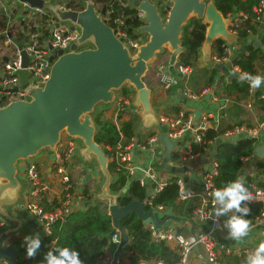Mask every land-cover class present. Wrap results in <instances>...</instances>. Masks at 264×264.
Returning <instances> with one entry per match:
<instances>
[{"label": "water", "instance_id": "obj_1", "mask_svg": "<svg viewBox=\"0 0 264 264\" xmlns=\"http://www.w3.org/2000/svg\"><path fill=\"white\" fill-rule=\"evenodd\" d=\"M20 1L49 11L57 20L68 23L77 35L65 49L57 51V57L49 69V76L43 83L38 85L29 83L26 73L22 72L21 86L25 93L24 98L0 107V216L15 222L17 228L21 226V221L10 216L4 207L15 202L21 187L22 182L16 177V163L18 160L28 162L31 157L42 151H46L52 159L51 152L63 132L78 142L75 152L80 159L87 164L92 162L94 168L101 174L102 184L93 200L106 202L112 228L118 231L120 243L125 245L127 234L120 220L127 214L134 213L142 223L149 221L155 225L159 223L151 211L144 210L141 201L133 200L120 206L116 203L118 194L109 192L108 186L112 178L107 171V158L102 147L94 141L95 107L114 101L115 93L127 84L134 94L131 105L139 107L142 124L149 126L158 123L150 106L149 90L145 87L142 76L147 65L164 49H168L170 54L168 63L162 71L174 72L177 55L182 50L181 29L191 17L199 18L206 24L200 46L204 52V60L208 58L209 45L213 40L222 38L228 42L241 41L237 35L227 30V19L216 9L213 0H168L169 3L162 7L166 12L163 18L156 10L157 0L153 3L147 0L141 2L129 0L133 7L143 12L144 21L143 25L132 29L133 32L145 36L133 53L124 42L114 36L110 26L101 18L102 11L97 13L92 7L91 0H82L83 8L80 11L69 10L67 6L60 8L54 0ZM246 42H251L256 47L260 45L259 38L252 41L248 38ZM49 59L52 60V57ZM22 63L25 64L23 52ZM213 67L220 71L224 65L218 63ZM241 76L243 74L239 72L228 71L223 80L227 84L233 79L240 80ZM207 97L205 96V99ZM199 113L198 110L195 112V120L198 119ZM260 134L261 132L258 135ZM157 138L164 147V156L168 157L175 142L168 139L164 132L158 133ZM236 139V135L230 138L231 141ZM252 155L257 157L264 155V140L254 148ZM161 167L171 172H183L182 167L168 165L165 162H161ZM87 171L85 179L89 178L91 168ZM188 179L199 184V180L193 174L188 175ZM127 186L125 184L120 193H124ZM148 196L147 187L145 197ZM166 215H170L169 210H166ZM169 221L168 218L165 225ZM25 223L35 224L31 219ZM16 229L0 226V259L6 260L9 264H15L17 250L11 244L5 246L2 244L7 233Z\"/></svg>", "mask_w": 264, "mask_h": 264}, {"label": "built area", "instance_id": "obj_2", "mask_svg": "<svg viewBox=\"0 0 264 264\" xmlns=\"http://www.w3.org/2000/svg\"><path fill=\"white\" fill-rule=\"evenodd\" d=\"M43 2L47 0H42ZM141 2L143 0H137ZM153 3L155 0H147ZM60 8H67L72 11H80L83 8L82 0H54ZM93 9L101 14L102 20L110 26L114 36L124 42L131 53H133L140 42L139 35L132 29L144 24L142 20L143 12L137 7H133L129 0H91ZM168 0H157L156 10L160 12L163 18L166 12L163 5L168 4ZM255 14L254 19L260 21L264 16V0H257L252 7ZM227 19L226 28L231 33L237 34V27L247 15L243 12H233L225 17ZM128 21H134L130 24ZM262 33L264 34V22H262ZM76 31L66 22L57 20L49 11L42 7L30 6L28 3L20 0H0V107L25 96L21 86L22 72L26 73L29 83L38 85L43 83L49 76V69L52 61L57 57V51L63 50L67 45L75 39ZM144 36V35H143ZM219 46L222 48L220 56L215 52L211 55L213 63H227L230 58L234 57L238 48L233 45H227L221 41ZM216 48V45H215ZM214 48V51H215ZM22 52L25 55V64L22 63ZM52 57V60L49 58ZM262 74L264 76V63ZM229 71H236L243 75L254 74L240 72L236 66L230 65ZM192 71L190 66L174 65V73L163 72L158 69V83L163 88L175 85L178 81L188 78ZM182 94L186 98L195 99L202 94H210L208 88H204L199 94L182 88ZM213 99H217L212 94ZM247 106L249 105L246 103ZM134 107L131 105V95L128 97L123 94L118 95L114 100V113L127 112L132 113ZM159 120L166 125L164 133L168 139L176 141L183 133L191 132L192 140L200 141L201 131L209 127L207 116H203L196 124L189 115L179 111L173 117L160 116ZM258 129L246 128L243 125H235L221 134L222 140H230L233 135L251 136L258 135ZM158 141L157 136L148 137L145 144L142 145L154 159H158L154 144ZM131 138L129 142L117 149L113 154L114 160L120 164L126 173L132 176L135 167L132 164L129 149L132 146ZM77 142L73 137H69L63 132L60 139L52 150L53 159L49 160L48 168L55 176L60 184L58 207L45 210L41 203V197L47 186L41 178L42 160H48L49 154L46 151L39 152L33 156L21 169V177L26 182L25 197L22 204L15 207L24 215H28L39 227L38 233L44 236L50 231L49 225L56 220L62 219L65 215L72 211L82 210L86 206V202L81 193V189L72 187V179L69 173V164L71 157L76 153ZM247 157L242 159L246 161ZM194 160V154L188 147L186 154H179L176 163L181 165L182 162ZM167 164V162H165ZM171 162L170 165H176ZM215 162L212 160L211 168L204 171L200 177L197 188L187 185L182 177L177 173L175 176V184L178 190L179 199L185 200L197 197V205L191 211L192 221L202 227L197 231L193 240L188 241L182 234L176 232L170 224L162 225L160 222L155 225L151 221L143 223L149 231L150 238L153 241L165 243L167 246L175 249L178 260L172 264H225L219 259L221 253L235 254L237 257L246 258L247 254L254 248L248 246L235 247L233 240L221 241L218 238V229L222 224L223 216L218 219L212 214L215 209L214 201L211 193L216 188L212 186L211 177L215 174ZM176 173V172H175ZM261 176L264 178V171ZM140 185L153 183L152 189H149V196L145 204L149 205L148 209L155 216L156 213H163L160 206H151V193L157 192L164 185V181L157 179L153 168H146L141 171L138 177ZM249 191L253 195L252 202H259L262 205L260 214L255 217L251 223L253 226H264V187L250 186ZM157 217V216H156ZM221 235V234H220ZM200 245L203 249V259L196 261L193 255L195 246ZM124 245L120 243L119 233L116 229L109 235L105 250L101 252L96 260L98 264H170L161 260H137L128 259L122 248ZM128 250V249H127ZM129 252V250H128Z\"/></svg>", "mask_w": 264, "mask_h": 264}, {"label": "trees", "instance_id": "obj_3", "mask_svg": "<svg viewBox=\"0 0 264 264\" xmlns=\"http://www.w3.org/2000/svg\"><path fill=\"white\" fill-rule=\"evenodd\" d=\"M207 1V0H206ZM257 0H213L216 9L223 17L233 12H243L247 15L240 25L237 27V37L240 39V48L231 59V65L236 66L240 72L258 75L256 71V63H264V34L262 33V22L255 20V14L252 7ZM135 24L134 21H128ZM206 24L201 19L191 17L183 25L180 35V45L182 50L177 55L175 65H185L192 68L189 77V88L195 94H199L204 88L213 85H220L226 94L234 93L238 99L249 97V109H240V118L229 125H212L198 131L200 141L197 143L192 139L189 140V147L193 154H203L209 144L220 137L221 134L235 126L243 125L246 128L258 129V124H264V84L258 89L249 91L250 83L247 80L233 79L225 84L223 75L211 65L197 68L196 58L198 50L204 38V30ZM257 36L260 39L259 46H253L246 39ZM215 53L220 56L222 48L219 46L221 40L216 39ZM230 69V67H229ZM228 69V71H229ZM227 71L225 72V74ZM172 74H175L174 72ZM224 74V75H225ZM181 81L166 89L175 90L182 89ZM120 93L128 97L133 93L132 89L121 87ZM236 98V99H237ZM174 115L179 112L177 107L174 108ZM126 112H123V114ZM121 112L116 114L115 121L111 118L104 117L102 112L94 114V122L96 131L94 141L102 147L103 153L107 158V171L112 180L109 183L108 190L110 193L118 194L116 203L118 205H126L133 200L145 202V188L152 189L153 183L140 185L138 176H131L117 163L113 154L117 149L125 146L130 138L134 135L135 122L137 115L135 113H127V117L120 120L123 115ZM185 114V113H183ZM164 116V115H163ZM255 116V120L253 118ZM116 122V123H115ZM263 131V130H262ZM154 136V133L145 135L142 145L148 137ZM262 135L248 138V136L237 137L236 140H220L216 143L213 151V161L215 162V174L211 177L212 186L217 188L223 187L228 182L237 179L238 171L242 166V159L245 157H253L252 151L255 146L263 139ZM253 168L259 175L264 171V157L258 158L253 163ZM253 182V177L248 176L245 179L246 185ZM127 184L124 193L120 190ZM256 186L264 187V181H257ZM81 193L86 202V206L82 210H76L68 213L62 219L56 220L49 225L50 231L41 238V246L37 254L28 258L25 245L16 244L17 254L15 264H46L45 254L56 248L70 247L78 251L83 264L93 263L98 255L102 252L106 245L109 235L113 232L111 218L107 211V205L101 200H93L90 186L84 184L81 187ZM151 206H160L162 209H170L184 218L191 217L192 209L197 205L196 200L190 199L184 202L178 201V190L175 184V176L164 181V185L157 192L151 193ZM59 202L50 200L45 203L44 209L50 210L58 207ZM244 205L242 204V207ZM250 213L246 219L250 220L257 217L262 209L259 202H251L247 205ZM149 205L144 204V210H148ZM228 213L223 216L222 222L228 219ZM239 215V214H237ZM127 234L126 248L130 252L132 261L137 260H161L166 263H175L178 255L175 249L167 246L163 242L153 241L150 238L149 231L145 228L141 220L137 219L134 213H129L120 220ZM225 228V226H224ZM227 231V229L225 228ZM219 259L225 264H245L244 257H237L235 254L221 253ZM0 264H9L0 260Z\"/></svg>", "mask_w": 264, "mask_h": 264}, {"label": "crops", "instance_id": "obj_4", "mask_svg": "<svg viewBox=\"0 0 264 264\" xmlns=\"http://www.w3.org/2000/svg\"><path fill=\"white\" fill-rule=\"evenodd\" d=\"M217 39L221 40L227 45H233L237 48H240V45H241L240 42L238 41L228 42L222 38H217ZM250 39L251 41L254 39H257V36H252ZM215 41L216 39L213 40L209 45V55H208L207 60H204V57H205L204 52L202 51L201 47L199 48L197 58H196V63H195L197 68H200L203 66H209V65L213 66L214 64H218V63H213L211 61V55L215 52L214 51V48L216 45ZM169 54H170V51L168 49H164L163 52L158 53L157 56L153 59V61L147 65V69L142 76V81L145 87L149 90L150 106L152 108V111L154 112V116L157 119L158 123H153V124H150L149 126H144L142 124V117L140 116L139 107L138 106L134 107V111L132 110V113H135L137 115V120L135 122L134 135L131 137V141L133 144L128 150L130 153L132 164L135 167V170L132 176L140 177L141 171H143L146 168H153L152 167L153 165H155V169L164 170L163 175H159L154 170L156 173L157 179L159 181H166L170 177L176 175L174 174L175 172L168 171L164 169L163 167H161V162H167V164L170 165L171 162L176 163L177 161V158L175 161L170 160L174 154H176L177 156L179 154H186V151L189 147V140L192 139L191 132L188 131V132L183 133L175 141L174 145L170 148L168 157L164 156V147L159 140L156 141V143L154 144L156 155L159 156L158 159H154L153 157H151V155L149 154V150H147L141 144L145 138L144 135L146 133L151 132V133H154V136L155 135L157 136L158 133L164 132L166 125L163 122H160L159 117L162 115L167 116V117L175 116L173 112L175 107H177L179 111H181L182 113H185V115L191 116L194 124H196L203 116H207L209 125L210 126L212 125L213 127L220 125V124L231 125L235 123L238 120V118L241 117L240 109H243V110L249 109V105L247 106L246 104V103L249 104V97L245 99H242V98L238 99L236 97L237 95L234 93L226 94L220 85L210 86L208 88L210 94H202L200 97H197L195 99L186 98L182 94V91H181L182 89L180 88L179 89L176 88L175 90H168V89L161 87L158 83V69L162 70L167 65ZM232 58H230L229 62L223 64L224 68L222 70L218 71L220 75L222 74L224 76L225 72L226 71L228 72L229 67H231L230 65H231ZM261 63L262 62H258V64L256 63V71L258 72L259 76H263V74L261 73L263 65ZM190 75L188 76L187 79L181 81L180 83L181 88H186L190 90L189 88ZM124 87L131 89L130 86L127 84L124 85ZM252 90L253 88L249 86V91L251 92ZM120 94L121 93L119 89L115 93V98ZM212 94L216 95L217 99L214 100L212 97ZM130 95H131V100H132L134 94L131 93ZM205 96H208V97L205 99ZM197 110L200 111V113H199L198 119L195 120L194 114ZM96 112H102L104 117L111 118L115 121L116 116L114 113V101L106 105H98L97 107H95L93 113L95 114ZM125 117H127V112L121 116L120 120L124 119ZM253 118L255 120V116H253ZM257 128L259 131L258 134L261 132L260 135H262L264 131V124L259 123ZM220 140H222L221 137H217L216 139H214L209 144V146L204 150L203 154H194V160L182 162L181 165H179V163H176V165H172V166H178V167L183 168V172L181 173V175L183 177H186V179L184 180L187 182V185L189 187L197 188L198 184H196L192 180H189L188 175L193 174L194 177L200 181V177L202 173L204 171H208V166H210L211 168V163L213 160V151H214L216 143H218ZM263 140H264V137L255 146V148L258 147ZM78 145L79 144L77 142V147ZM200 157H202V159H200ZM262 157H264V155ZM262 157H257L253 155V157H247L246 161L242 162V166L238 171L237 178L243 177L245 181L246 177L248 176L253 177V182L250 185H246L245 183L246 187L256 185L257 181H261V180L264 181V178L261 176V174L259 175L258 173H256L253 168L254 161ZM52 159L49 158L48 160H44V161L42 160V165L40 169L41 178L47 186L46 190L44 191L41 197V203L43 206L45 205V203H48L50 200H56L58 202V196L60 194L59 193L60 184L57 182L55 176L50 172V170L49 169L47 170L49 160H52ZM154 160L157 161L155 164H154ZM26 163L27 162L25 160L17 161L16 177H18V179L21 180L22 182L21 187L18 191L17 199L15 200V202L4 206L7 213L10 216L16 217L21 221V226L17 228V225L15 222L8 221L5 217L0 216V226L5 225L6 229H12V230L17 228L15 230L17 233H15V231L7 233L6 238L4 239V242L2 244L3 246L11 244L16 248V244L25 245L24 238L25 236H29V235L30 236L39 235L40 239L42 238V235L38 233L39 227L37 226L35 222H34L35 223L34 225H27L25 223L28 219L32 220V218H30L28 215H24V213H21L15 208L17 207V205L22 204L24 197H25L26 182L21 177V169ZM83 164L84 166H82ZM94 166L95 165L92 162H90V164L83 162L80 159L78 153H75L71 157V161L68 166L70 177L72 180H74L73 187H75V189L76 188L81 189V187L84 184L89 185L90 190L92 192V199L93 197H95L100 185L102 184L101 174L98 172L97 168H94ZM88 168H91V171H89L90 176L88 179H85V175L88 173L87 171ZM94 177H95V180H97L96 182L92 180L94 179ZM147 198L148 197H146V199ZM190 199H193V200L195 199L196 203L198 202L197 197H192V198L185 199V200H190ZM185 200L179 199L178 197V201L180 202H184ZM142 203L145 204V202H142ZM166 210L170 211L169 216L166 215ZM166 210L163 209V213H156V216H157L156 221L158 223L160 222L162 225H165V222L169 218L170 221L168 224L174 227L176 232H179L180 234H182L184 238H186L188 241L193 240V237L196 234V232L202 229V227L196 225L192 221L191 217H188L186 219L183 216L178 215L175 212H172L170 209H166ZM216 235H218V238L221 241L229 240L226 238L227 231L224 228L223 222L218 229V234L216 233ZM262 241H264V226L259 225V226L251 227V232L247 237H245L241 241H233V244L231 245H236L235 247L248 246L252 248L255 242H257L256 244L258 245ZM103 250H105V246ZM122 252H124L123 254H125L128 259L131 258L130 252H128L126 248V244L123 246ZM203 254L204 252L200 245H197L194 247L193 255L196 261H200L201 259H203ZM0 260L7 262L4 259H0ZM91 264H98V261L95 260Z\"/></svg>", "mask_w": 264, "mask_h": 264}, {"label": "clouds", "instance_id": "obj_5", "mask_svg": "<svg viewBox=\"0 0 264 264\" xmlns=\"http://www.w3.org/2000/svg\"><path fill=\"white\" fill-rule=\"evenodd\" d=\"M240 80H247L250 87L258 89L264 84V76L243 75ZM214 201L215 209L213 216L217 219L228 213V219L224 222L227 229V239L233 241H241L251 232L250 220L246 219L250 213L247 207L253 201V195L245 186L243 177L237 178L225 184L221 188H217L211 193ZM242 204L244 205L242 207ZM239 214V215H237ZM193 242H195L193 240ZM24 244L28 258H32L37 254L41 246L39 235L25 236ZM46 264H83L78 251L70 247H60L50 250L45 254ZM245 264H264V241L260 242L245 258Z\"/></svg>", "mask_w": 264, "mask_h": 264}, {"label": "rangeland", "instance_id": "obj_6", "mask_svg": "<svg viewBox=\"0 0 264 264\" xmlns=\"http://www.w3.org/2000/svg\"><path fill=\"white\" fill-rule=\"evenodd\" d=\"M138 38H139V40H144V36H138ZM134 111V110H133ZM149 133H151V132H148V133H146L145 135H147V134H149ZM144 135V136H145ZM176 158H177V155L176 154H174L172 157H171V161H175L176 160ZM157 161L156 160H154V164L156 163ZM153 168H154V170L159 174V175H163L164 174V170H162V169H155V165H153L152 166ZM174 174H177V173H174ZM180 176H182L181 174H179ZM183 177V176H182ZM93 181H97V180H95V177H94V179H92ZM74 180H72V187L74 186ZM73 189H75V187H73ZM257 242H255V244H253V247H256V244Z\"/></svg>", "mask_w": 264, "mask_h": 264}]
</instances>
